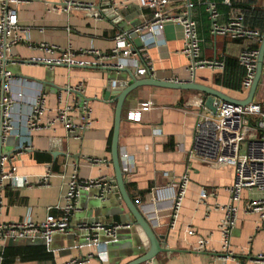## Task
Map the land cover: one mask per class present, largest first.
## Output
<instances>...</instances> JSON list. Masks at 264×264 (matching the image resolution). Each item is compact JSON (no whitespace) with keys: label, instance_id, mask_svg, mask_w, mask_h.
I'll return each mask as SVG.
<instances>
[{"label":"crops","instance_id":"obj_1","mask_svg":"<svg viewBox=\"0 0 264 264\" xmlns=\"http://www.w3.org/2000/svg\"><path fill=\"white\" fill-rule=\"evenodd\" d=\"M69 1L94 4V7L70 6ZM188 1L195 4L193 17L202 38V55L224 62L226 56L238 59L240 50L249 43L211 33L206 3H217L220 21L225 22L228 11L222 1L170 0L168 9L179 14ZM247 5L264 9V0H234L235 8L243 11L246 23L260 30L263 37L264 31L260 27L250 25L251 8ZM17 10L23 40L11 47L7 62L0 67V70L5 67L11 73L7 77L10 89L5 95L14 99L15 114L23 116L32 112L36 94L44 92L47 110L41 116L40 127L30 136L26 126L19 123L3 142L2 153L15 155L17 172L27 177L29 184L14 188L7 180L0 186V223L25 218L41 221L49 216H60L68 182L77 173L80 179L106 177L111 185L105 191L106 200H98L105 206L104 212L94 215L89 222L98 220L106 226L122 224L121 216L129 215L131 226L121 227L120 235L125 238L112 248L108 247L111 237L104 231L98 233L100 246L91 244L90 230L83 229L87 221L82 214L95 200L94 196L101 193L100 188L93 187L79 197L69 229L55 233L49 244L43 238L0 239V264H65L75 259L84 260L82 264H128L142 256L149 249L150 242L134 223L117 189L112 142L118 101L115 97L105 99L104 92L116 82L125 84L130 77L127 72L97 66L49 65L39 59L53 58L55 54L37 46L45 42L61 49L72 48L75 53L90 48L109 53L119 32H130L149 23L153 11L141 6L139 0H26L18 5ZM261 41L253 42L254 46L259 49ZM184 43L183 26L169 21L162 34L146 48L144 56L140 51L132 54L128 67L138 78H147L151 75H139L137 69L150 63L155 70L152 75L155 79L194 81L235 99L246 98L249 90L243 89L242 83L240 91L216 83L215 76L224 70L203 68L191 76V61L182 53ZM261 81H264L263 76ZM81 83L93 123L90 129L77 133L68 131L55 119L58 106L69 104L72 118L82 121L84 97L68 90V86ZM201 98L206 104L207 96L199 90L154 84L139 86L125 98L119 145L121 156L126 152L131 156L130 159H121L127 190L145 213L156 214L158 223L154 230L163 236L162 245L168 249L143 264H206L209 261L212 264H253L250 258L264 253V221L258 212L246 211L252 194L244 189L237 204V223L231 239L236 259H224L220 255V223L225 214L223 206L230 202L229 188L234 181V167L203 162L189 155L194 142L197 103ZM254 100L264 101V90L259 92L258 89ZM148 101L152 106L142 112L141 120H132V112ZM28 137L32 149L19 150L21 144L27 143ZM87 158L101 161L93 163ZM186 172L189 174L186 194L175 224L170 225L169 200L154 203L152 192L178 180ZM47 174L48 183L41 184L40 180ZM203 189L210 194L201 200ZM254 195L258 196V192ZM189 228H193L196 234H189ZM200 237L208 239L204 251L198 250ZM98 248L107 252V259L98 256Z\"/></svg>","mask_w":264,"mask_h":264},{"label":"built area","instance_id":"obj_2","mask_svg":"<svg viewBox=\"0 0 264 264\" xmlns=\"http://www.w3.org/2000/svg\"><path fill=\"white\" fill-rule=\"evenodd\" d=\"M26 0H0V67L2 68L4 60L7 59L11 47L23 40L21 35V26L17 7ZM170 0H139L143 7L152 9V20L135 29L139 33L142 48L137 49L130 32H119L115 36V43L109 53H102L98 49H85L77 53L72 48L61 49L56 45L41 43L37 47L44 49L50 54H55L53 58H43L40 61L49 65L65 64L67 66H97L100 68H110L122 70L128 67V61L134 51H140L142 56L145 50L153 43V40L163 32L165 23L169 21L180 23L184 30V47L182 53L191 61V76L198 69L209 68L221 70L225 68V62L217 58H206L202 55V38L199 33L197 20L193 17L194 3L188 1L184 9L179 14H173L169 11ZM222 3L229 8L228 17L225 22H221V12L215 2L206 3V11L211 23V33L214 35H223L232 40H240L249 43L244 46L239 54L238 61L245 70L242 80L243 89L249 90L252 86L257 66L259 62V49L253 46V42L262 40V33L256 28L250 27L246 23L243 11L235 8L234 0H222ZM70 6L92 8L94 4H85L81 2L69 1ZM24 31H27L24 29ZM153 38V39H152ZM152 39V40H151ZM136 54V53H135ZM145 59V58H144ZM36 62V60H32ZM155 72L152 64L145 63L137 69L139 75H153ZM0 89L4 92L10 89V83L7 77L11 75L9 71L0 70ZM5 77L2 82L1 78ZM264 77V70H263ZM178 81V80H174ZM115 85V84H114ZM69 91H73L82 97L84 85L68 86ZM67 90V91H68ZM61 102V101H60ZM14 99L4 95L0 101L2 107L3 122L0 124V141L6 138L14 129L22 123L27 128V134L30 136L35 129L40 126V119L47 110V99L44 92H39L35 96L32 112L27 115L19 116L13 111ZM152 102H144L141 106L132 112L131 119L140 121L142 112L151 108ZM197 120L194 133L193 146L189 152L191 158H197L203 162L215 164H228L234 167V181L230 186V202L223 206L224 217L220 223V232L222 234L221 253L224 259H236L232 249V233L237 223L238 202L241 199L242 191L248 189L251 192L250 200L246 208L247 212H258L261 221H264V101H256L241 105L229 101L221 100L216 104L217 110L213 111L206 106L203 98L197 103ZM72 106L69 104H60L57 108L56 119L71 132L82 133L92 127L91 109L87 99L84 97V110L82 121L77 122L71 116ZM32 149L30 137L26 144H21L19 150ZM130 153L126 152L121 159H130ZM93 163L101 161L99 158H87ZM49 174L41 180V184L48 183ZM7 180L14 188L24 187L29 184L25 176L17 172L15 164V155H0V186ZM189 182V174H182L178 180L172 181L166 186L157 187L152 192L153 202L160 200H169L170 207V225H174L182 207L183 198L186 194ZM111 185L106 177L99 179H80L77 173H74L69 182L68 189L64 196L65 202L61 207V215L56 217L49 216L45 220L35 221L32 218H25L11 223H0V239L5 241L8 238H43L48 244L52 241L53 235L57 232H66L70 227V221L77 208L78 199L85 191L93 187L101 190L100 195H105V191ZM258 192V196L254 195ZM215 191L213 192V194ZM207 189L201 191V200L209 196ZM156 223L157 216L152 218ZM129 226V225H127ZM121 224L106 226L101 222L93 224L90 228L91 244L100 246L97 231H104L105 234L114 238ZM188 233L193 235L196 231L193 228L188 229ZM208 239L200 237L198 240V250L207 249ZM97 254L102 259H107V252L98 248ZM250 260L253 264H264V253L252 256ZM84 260H72L65 264L84 263ZM206 264H212V261Z\"/></svg>","mask_w":264,"mask_h":264},{"label":"water","instance_id":"obj_3","mask_svg":"<svg viewBox=\"0 0 264 264\" xmlns=\"http://www.w3.org/2000/svg\"><path fill=\"white\" fill-rule=\"evenodd\" d=\"M131 38L133 39L137 49L142 48L144 46V43L141 42V38L139 33L135 31V29L130 31ZM135 53L137 52L136 50L134 51ZM7 62V59L4 60V63ZM6 71L5 67L3 69ZM116 71V69H113ZM263 70H264V34L262 37V41L259 47V62L257 66V72L255 75L254 82L252 86L250 87L246 98L239 100L232 98L231 96H228L227 94L223 93L220 90H217L213 87L206 86L194 81H174V80H159L155 79L152 76H149L147 78H138L131 69L129 68H124L120 71L127 72L128 76L130 77V80L126 82L125 84H120L119 82H116L115 85H110V89L107 88L104 92V98L109 99V98H116L117 102V107H116V114H115V129H114V136H113V142H112V161L114 164V169H115V179H116V185L118 192L120 193L127 209L129 210L130 214L133 216L134 223L139 226L142 231L145 233L147 236L150 246L149 249L144 252V254L135 260L129 262L128 264H143L145 262L150 261L151 259L155 258L160 252H165L168 249H166L162 245V239L163 236L158 235L155 230L154 226L156 222L152 219L153 217L155 218V215H150L149 213H145L144 209H142L135 200L131 197L127 190L126 186V181L124 177V172L122 168V162H121V152H120V145H119V136H120V126L122 122V109H123V104L125 101V98L127 95L134 90L135 88L146 85V84H154L158 86H163V87H170V88H179V89H194V90H199L203 92L207 96L206 100V106L209 107L211 110L216 111L217 107L216 104H218L221 100L224 101H229L233 102L236 104H241V105H247L251 102L254 101L257 90L259 88V85L262 80L263 76ZM5 77L3 76L1 78V81H5ZM1 91V99H3L5 92L3 89H0ZM3 122V114H2V107H0V124L2 125ZM6 138H2L0 141V155L3 153V142L5 141ZM95 200L92 201L86 207L85 209V214L89 218L87 222L90 221V219L94 215H98L100 213H103L105 210V206L102 205L101 202L99 201H105V195H95L94 196ZM99 200V201H98ZM103 211V212H102ZM130 216L128 217H122L121 216V222L123 227H130ZM94 222H89L85 223L86 225L83 227V229L91 230L90 228H93V224L98 223V220H93ZM115 224H110V226H113ZM129 225V226H127ZM100 231H97L99 233ZM122 231H117L115 237L113 238L111 242L108 243V247L112 248L113 246H116L118 241L125 238L124 236H121L120 233ZM132 235H130L131 243L133 244V239ZM85 238H83L84 240ZM111 240V239H110Z\"/></svg>","mask_w":264,"mask_h":264},{"label":"trees","instance_id":"obj_4","mask_svg":"<svg viewBox=\"0 0 264 264\" xmlns=\"http://www.w3.org/2000/svg\"><path fill=\"white\" fill-rule=\"evenodd\" d=\"M242 6L245 7L246 5H242ZM225 7L227 11H229V8L227 6ZM248 8L251 7L248 6ZM249 14L251 15V17L248 19L250 25L260 27L262 31H264V9L254 7L251 8V12H249ZM224 60H225V69L222 74H218L215 76L216 83L228 89L240 91L241 83L245 75L244 68H242L239 65L238 59L234 56H226ZM263 82L264 81H261L259 85L258 88L259 92L262 89L261 86L263 85Z\"/></svg>","mask_w":264,"mask_h":264},{"label":"rangeland","instance_id":"obj_5","mask_svg":"<svg viewBox=\"0 0 264 264\" xmlns=\"http://www.w3.org/2000/svg\"><path fill=\"white\" fill-rule=\"evenodd\" d=\"M262 90H264V82L263 85L261 86ZM82 218L84 219V221H88L89 218L86 216L85 213L82 214ZM83 221V220H82ZM122 230V228H120L118 231ZM113 240V238H111V241Z\"/></svg>","mask_w":264,"mask_h":264}]
</instances>
